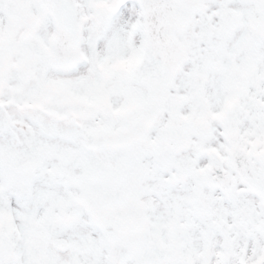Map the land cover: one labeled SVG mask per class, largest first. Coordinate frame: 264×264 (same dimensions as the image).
Segmentation results:
<instances>
[{
  "label": "snow or ice",
  "instance_id": "obj_1",
  "mask_svg": "<svg viewBox=\"0 0 264 264\" xmlns=\"http://www.w3.org/2000/svg\"><path fill=\"white\" fill-rule=\"evenodd\" d=\"M0 264H264V0H0Z\"/></svg>",
  "mask_w": 264,
  "mask_h": 264
}]
</instances>
